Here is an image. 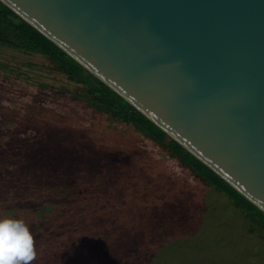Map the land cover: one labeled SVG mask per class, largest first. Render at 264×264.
Instances as JSON below:
<instances>
[{"label":"water","instance_id":"95a60500","mask_svg":"<svg viewBox=\"0 0 264 264\" xmlns=\"http://www.w3.org/2000/svg\"><path fill=\"white\" fill-rule=\"evenodd\" d=\"M264 213V0H0Z\"/></svg>","mask_w":264,"mask_h":264},{"label":"trees","instance_id":"16d2710c","mask_svg":"<svg viewBox=\"0 0 264 264\" xmlns=\"http://www.w3.org/2000/svg\"><path fill=\"white\" fill-rule=\"evenodd\" d=\"M0 46L41 55L77 87L70 90L57 87L55 91L83 103L97 114L105 115L107 119H117L132 125L169 156L177 159L194 176L212 185L215 190L222 193L218 194L230 201L244 217L238 228L237 225L234 226L235 233L238 232L237 229L244 231L246 225L254 223L264 231V213L253 203L2 2ZM6 89L7 86L0 83V264L4 260L18 261L22 258H31L36 250H42L44 245L61 240L60 231L53 234L52 226L58 219L60 223L65 219L63 210L69 204L67 198L72 194L74 185L79 186V191L75 194L84 191L86 185L90 187L93 185L94 188L102 189L108 194L132 197L127 189L147 187L150 183L149 181L148 184L144 183L145 179L153 182V177L149 176L151 174L142 170L139 179L138 172L135 171L136 176L120 177L119 180L110 178L105 182L107 186L103 185L100 188V184L97 183H102V177H92L97 173L96 168L85 169V163L93 161L89 146L85 152V141L87 133H93L88 132V128H78L79 125L74 123L75 126L72 120L71 123L68 122L64 115L50 107L24 102L19 106L10 103L12 101L5 98L3 93ZM100 127L102 125L98 126L99 129ZM110 142L112 148L119 147ZM89 143L92 146V142ZM108 143L96 145L105 153ZM110 155L112 154L109 153ZM94 182L96 184H93ZM182 191L189 198V194L179 188L174 191L163 189L161 196L158 194L154 199L169 194L176 195ZM187 203L188 209L185 213L190 208L193 209L189 199ZM196 206L198 205L195 204L194 208ZM200 209H203V205ZM109 218L103 216L100 222ZM194 220L200 222L201 228L198 233L204 226L207 231L210 230L209 227L220 231L221 228H225L227 221L222 220L220 215H213V212L209 216H201L200 219L192 221ZM81 224H84V220L77 223ZM247 234L244 233V237ZM247 237L233 243V255L238 259L242 256L246 258L249 252L251 257L249 264H264V241L254 243L250 235ZM207 247L210 246L206 242L188 245L186 238L180 241L177 237H169L162 240L157 250L149 254L146 264H199L196 259L206 256L211 251L209 248L204 249ZM248 248L253 250L245 252ZM218 253H221V258H225L229 252ZM210 264L220 263L210 260Z\"/></svg>","mask_w":264,"mask_h":264},{"label":"rangeland","instance_id":"374dc122","mask_svg":"<svg viewBox=\"0 0 264 264\" xmlns=\"http://www.w3.org/2000/svg\"><path fill=\"white\" fill-rule=\"evenodd\" d=\"M0 83L7 86L3 93L5 98L12 101L10 103L19 106L24 102L50 107L64 115L68 122L72 120L73 124L79 125L78 128H88V132L93 133H87L88 141H85V152L89 146L93 161H87L85 169L96 168L97 173L92 177H102V183H97L100 188L110 178L119 180L120 177L136 176L135 171L140 173L143 170L153 177V182L145 179L144 183H150L145 188L127 189L132 197L108 194L93 185H86L84 191L75 194L79 186L74 185V193L68 196L69 204L63 210L65 219L61 223L58 219L52 226L53 234L60 231L61 240L44 245L31 258L4 260L1 264H146L149 254L169 237H177L180 241L186 238L188 245L206 242L210 247L204 249L209 248L211 253L196 259L199 264H210V260L220 264L251 262L249 252L246 258L242 256L238 259L233 255L232 248L233 243L238 239H247L248 235L254 243L264 241V231L258 225H246L244 231L237 229L235 233L234 226L238 228L244 217L230 201L219 195L222 193L194 176L177 159L169 156L132 125L117 119H107L83 103L55 91L57 87L69 90L77 87L41 55L0 46ZM99 125H102L100 129ZM110 141L119 147L112 148ZM105 142L109 143L104 153L96 144ZM109 153L112 155L109 156ZM138 173L139 179L141 173ZM179 188L187 192L189 198L182 191L154 199L158 194L161 196L163 189L174 191ZM188 199L193 209L185 213ZM195 204L198 206L194 208ZM202 205L203 209H200ZM212 212L213 215H220L222 220H227L225 228L218 231L209 227L207 231L204 226L198 233L200 222L192 220L209 216ZM103 216L110 218L100 222ZM80 220H84V224L77 225ZM243 232L248 233L246 237ZM252 250L248 248L245 252ZM221 251L229 253L221 258V253H218Z\"/></svg>","mask_w":264,"mask_h":264}]
</instances>
